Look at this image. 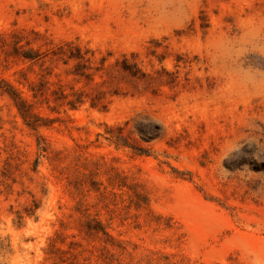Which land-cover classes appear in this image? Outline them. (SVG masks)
<instances>
[{"label": "rangeland", "instance_id": "obj_1", "mask_svg": "<svg viewBox=\"0 0 264 264\" xmlns=\"http://www.w3.org/2000/svg\"><path fill=\"white\" fill-rule=\"evenodd\" d=\"M0 264H264V0H0Z\"/></svg>", "mask_w": 264, "mask_h": 264}]
</instances>
